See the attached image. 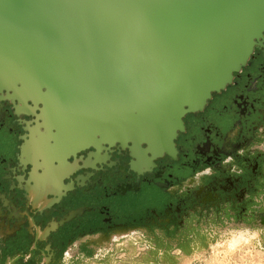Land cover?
Wrapping results in <instances>:
<instances>
[{"label":"flooded vegetation","instance_id":"obj_1","mask_svg":"<svg viewBox=\"0 0 264 264\" xmlns=\"http://www.w3.org/2000/svg\"><path fill=\"white\" fill-rule=\"evenodd\" d=\"M39 115L0 94V264H109L223 236L263 249L264 33L168 152L110 140L66 153Z\"/></svg>","mask_w":264,"mask_h":264},{"label":"water","instance_id":"obj_2","mask_svg":"<svg viewBox=\"0 0 264 264\" xmlns=\"http://www.w3.org/2000/svg\"><path fill=\"white\" fill-rule=\"evenodd\" d=\"M263 33L264 0H0V94L66 153L116 140L154 156Z\"/></svg>","mask_w":264,"mask_h":264},{"label":"rangeland","instance_id":"obj_3","mask_svg":"<svg viewBox=\"0 0 264 264\" xmlns=\"http://www.w3.org/2000/svg\"><path fill=\"white\" fill-rule=\"evenodd\" d=\"M228 237H214L210 238L206 248L200 250H190L187 253L164 256L163 253H170L172 251H162L156 254L149 250L144 252L138 251V248H129L128 253L121 259L111 261L109 264H264V247L259 248L254 240L248 237L245 240L253 242L255 249L240 247L237 249H230L229 244H225V239ZM226 246V248H225ZM262 251V252H261ZM140 253V256H138ZM120 257V256H119ZM118 257V258H119Z\"/></svg>","mask_w":264,"mask_h":264},{"label":"crops","instance_id":"obj_4","mask_svg":"<svg viewBox=\"0 0 264 264\" xmlns=\"http://www.w3.org/2000/svg\"><path fill=\"white\" fill-rule=\"evenodd\" d=\"M156 253V252H155ZM157 254V253H156ZM170 257L172 258V255H170ZM144 264H152V263H146V262H144Z\"/></svg>","mask_w":264,"mask_h":264},{"label":"bare ground","instance_id":"obj_5","mask_svg":"<svg viewBox=\"0 0 264 264\" xmlns=\"http://www.w3.org/2000/svg\"><path fill=\"white\" fill-rule=\"evenodd\" d=\"M261 252H262V251H261ZM259 256H262V257H263L264 255H263V254H262V255L259 254Z\"/></svg>","mask_w":264,"mask_h":264}]
</instances>
